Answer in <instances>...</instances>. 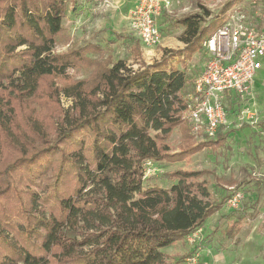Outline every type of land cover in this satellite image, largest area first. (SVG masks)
<instances>
[{"label": "trees", "instance_id": "obj_1", "mask_svg": "<svg viewBox=\"0 0 264 264\" xmlns=\"http://www.w3.org/2000/svg\"><path fill=\"white\" fill-rule=\"evenodd\" d=\"M237 2L213 29L199 14L174 19L184 49L135 70L124 59L106 62L100 44L57 51L69 0H0V264H184L194 256L171 260L164 250L201 229L230 195L213 198L208 170L146 185L145 163L226 146L225 125L196 143L183 116L194 83L188 91L189 74L171 58L204 51ZM116 36L141 56L133 33ZM238 231L226 229L231 238Z\"/></svg>", "mask_w": 264, "mask_h": 264}, {"label": "rangeland", "instance_id": "obj_2", "mask_svg": "<svg viewBox=\"0 0 264 264\" xmlns=\"http://www.w3.org/2000/svg\"><path fill=\"white\" fill-rule=\"evenodd\" d=\"M108 1L105 3L103 0H69L63 21L67 32L59 38L57 51H66L73 44L79 46L88 43L100 44L106 49L104 56L106 62L124 59L137 70L142 62L151 64L161 60L165 49L175 51L184 49L185 44L181 40L184 27L175 26L171 21L199 14L204 16L201 24L210 25L213 29L220 22L216 18L217 15L230 0H170V8L157 21L161 42L152 47H145L142 44L141 56L135 57L128 42L116 35L132 33L129 16L137 0ZM90 2H92L91 8L89 7L91 4L87 5ZM132 2L133 7H131ZM74 8H77L75 11L78 10V15L75 14ZM235 12L245 13L250 21L259 22L264 12V0H238L230 11V13ZM207 43L208 40L204 42V51L196 53L192 58H186L185 54L171 58L172 67L184 69L189 74L188 91L209 58ZM262 60L264 61V58ZM74 75L82 78L78 74ZM263 81V78L257 75L254 82L261 83L257 87L253 82L250 90L245 94L223 98L227 121L225 126L227 131H231L225 147L218 150H204L183 162L154 163L152 175L144 179L146 185L169 187L173 181L167 175L173 171L208 170L211 173L209 179L212 182L213 198L220 199L231 190L218 178L228 180V172L231 170V177L235 181L234 188L245 195V205H241V209L231 210L225 207L226 204L223 205L220 214L207 220L195 236L165 249L171 260L175 255L194 251V256L198 255L199 258L198 264H264ZM61 103L65 109H68L72 101L62 96ZM181 139L182 134L176 129L170 139L176 150L180 147ZM256 182L258 187L255 186ZM238 219H241L239 226L236 225ZM228 227L239 228L233 238L227 235ZM184 264H189L188 259Z\"/></svg>", "mask_w": 264, "mask_h": 264}, {"label": "built area", "instance_id": "obj_3", "mask_svg": "<svg viewBox=\"0 0 264 264\" xmlns=\"http://www.w3.org/2000/svg\"><path fill=\"white\" fill-rule=\"evenodd\" d=\"M170 5V0H137L129 16L130 27L145 47L161 42L157 21ZM207 51L209 58L195 79L193 90L184 96L187 107L183 116L192 125L196 143L217 137L219 129L227 124L222 103L224 95L248 92L263 68L264 12L259 22L250 21L242 12L231 13L227 23L209 39ZM153 167L152 161L145 163L144 179L152 175ZM244 197L242 191L235 190L226 206L231 210L239 209ZM188 262L198 264V255Z\"/></svg>", "mask_w": 264, "mask_h": 264}, {"label": "crops", "instance_id": "obj_4", "mask_svg": "<svg viewBox=\"0 0 264 264\" xmlns=\"http://www.w3.org/2000/svg\"><path fill=\"white\" fill-rule=\"evenodd\" d=\"M95 1H97V0H95ZM103 1H104L105 3H106V2H109L108 0H103ZM115 1H116V0H115ZM132 1L135 2V0H132ZM91 3H92V2L87 3V5H90ZM133 4H134V3L132 2L131 7H133ZM91 6H92V4H91L89 7L91 8ZM129 7H130V6H129ZM75 9H77V8H74L73 10L75 11ZM123 9H125V8H123ZM75 14L78 15V10L75 11ZM262 70H264V61H263V68H262V69L259 71V73H258V76H261V77L263 78V80H264V71H262ZM263 82H264V81H263ZM254 83H255V82H254ZM259 84H261V83H255L254 85L257 87V85H259ZM233 95H235V94H234V93H229V94L224 95V97L226 98V97H228V96H233ZM224 97H223V98H224ZM225 131H227V130H226V127H225ZM230 132H231V131H230ZM205 150H207V149H205ZM211 150H212V149H211ZM231 175H232V171L230 170V171L228 172L229 179H228L227 181H229L230 179H232ZM232 180H233V179H232ZM224 185H225V184H224ZM255 186L258 187V183H257V182L255 183ZM226 188H228L229 190H231L230 193H229V195H230L233 191L236 190V189L234 188V185L226 184ZM226 195H227V194H226ZM244 202H245V199H244L243 204H242L243 206L245 205ZM243 206H242V207H243ZM225 207H227V206H225ZM240 209H241V207H240ZM221 210H222V209H221ZM221 210H220V211H221ZM220 211H219L218 213H216V214L219 215V214H220ZM216 214H215V215H216ZM213 216H214V215H213ZM213 216H212V217H213ZM209 219H211V217H210ZM209 219H208V220H209ZM203 261H204V260H203Z\"/></svg>", "mask_w": 264, "mask_h": 264}]
</instances>
